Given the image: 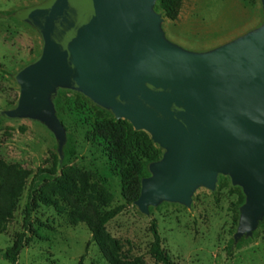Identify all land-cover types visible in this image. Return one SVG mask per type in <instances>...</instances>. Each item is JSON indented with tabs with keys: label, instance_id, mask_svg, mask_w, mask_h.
Wrapping results in <instances>:
<instances>
[{
	"label": "water",
	"instance_id": "1",
	"mask_svg": "<svg viewBox=\"0 0 264 264\" xmlns=\"http://www.w3.org/2000/svg\"><path fill=\"white\" fill-rule=\"evenodd\" d=\"M157 0H44L19 9L41 39L38 56L14 75L16 104L0 115L29 117L54 135L66 130L54 97H88L162 153L147 163L134 201L143 213L161 202L190 205L218 175L241 188L236 243L264 219V0L260 21L217 45L190 49L167 36Z\"/></svg>",
	"mask_w": 264,
	"mask_h": 264
},
{
	"label": "rangeland",
	"instance_id": "2",
	"mask_svg": "<svg viewBox=\"0 0 264 264\" xmlns=\"http://www.w3.org/2000/svg\"><path fill=\"white\" fill-rule=\"evenodd\" d=\"M43 1L0 0V110L16 104L19 86L14 75L41 50L37 32L14 13ZM155 10L163 14L158 0ZM259 17V0H182L177 19L166 18L164 29L169 39L187 48L205 49L242 33ZM54 105L66 130L59 166L56 139L46 126L29 117L0 115V160L32 172L56 166V174L46 181L68 179L65 189L55 185L53 193L48 191L56 205L38 203L31 216L33 232L27 234L28 242L17 264H79L84 253L82 264H110L95 242L85 252L91 231L85 222L73 224L68 216L73 207L92 216L87 198L88 191L96 187L112 196L100 211L124 205L103 226L105 244L121 261L136 259L139 264H161L150 253V225L155 221L161 246L173 264H264V219L250 236L233 242L238 207L244 197L239 186L230 184L228 176L218 175L213 190L197 187L188 206L164 201L143 213L134 203L139 193L133 198V176L126 167L131 161L113 154L101 128L105 119H119L85 95L67 88L57 89ZM131 128L135 130L132 125ZM141 131L150 138L148 132ZM152 144L159 151V158L162 149ZM148 162L143 176L148 175ZM129 173L125 184L123 179ZM30 182L29 177L16 201L13 217L0 232V264H11L3 253L24 229L23 208Z\"/></svg>",
	"mask_w": 264,
	"mask_h": 264
},
{
	"label": "trees",
	"instance_id": "3",
	"mask_svg": "<svg viewBox=\"0 0 264 264\" xmlns=\"http://www.w3.org/2000/svg\"><path fill=\"white\" fill-rule=\"evenodd\" d=\"M181 4L182 0H158L159 8L169 20L177 19ZM98 113L101 114L100 112ZM104 121L105 123L101 128L104 129V136L107 138L113 154L117 158L127 157L131 161L126 167L132 172V193H134L133 198H136L139 193L140 178L145 174V164L147 161L156 160L159 156V151L143 131L133 130L126 120L107 118ZM55 174L56 166L32 172L16 164H9L0 160V232L5 230L8 221L13 217L16 201L21 196L28 178H31L27 200L23 208L24 229L17 234L13 245L3 253V257L11 264H17L18 256L28 242L27 234L33 232L31 216L38 203L42 201L47 204L55 203L56 205V199L48 191L53 193L55 185L63 187V189L67 187L68 179L64 180L58 177L55 180L46 181L47 178L53 177ZM130 175V173L129 176L127 174L123 179L125 184L126 178L130 177ZM83 185L86 186L84 182ZM111 200V194L103 188H93L88 191L87 198V205L91 208L92 216L83 210L73 207L68 212L69 220L73 224L82 221L88 225L91 237L86 243L85 252L89 244L95 242L104 258L110 264H139L136 259L121 261L112 254L103 240V226L124 208V205L121 204L100 211V207L106 206ZM150 230L152 233L151 255L161 264H173L169 255L161 246V238L155 221L151 222ZM84 255L85 253L81 256L79 264H82Z\"/></svg>",
	"mask_w": 264,
	"mask_h": 264
},
{
	"label": "crops",
	"instance_id": "4",
	"mask_svg": "<svg viewBox=\"0 0 264 264\" xmlns=\"http://www.w3.org/2000/svg\"><path fill=\"white\" fill-rule=\"evenodd\" d=\"M259 9H260V4H259ZM260 19H261V9H260V17H259V19L254 23V25H256L259 21H260ZM253 25V26H254ZM247 26V25H246ZM246 26H244V27H246Z\"/></svg>",
	"mask_w": 264,
	"mask_h": 264
}]
</instances>
